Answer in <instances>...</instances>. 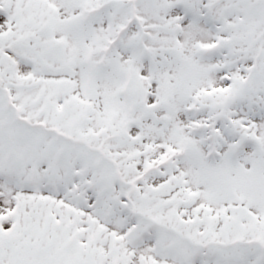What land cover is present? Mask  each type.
<instances>
[{
  "label": "snow or ice",
  "instance_id": "obj_1",
  "mask_svg": "<svg viewBox=\"0 0 264 264\" xmlns=\"http://www.w3.org/2000/svg\"><path fill=\"white\" fill-rule=\"evenodd\" d=\"M0 264H264V0H0Z\"/></svg>",
  "mask_w": 264,
  "mask_h": 264
}]
</instances>
